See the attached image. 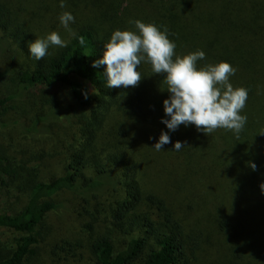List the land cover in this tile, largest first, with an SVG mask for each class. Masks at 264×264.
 <instances>
[{
    "label": "trees",
    "instance_id": "trees-1",
    "mask_svg": "<svg viewBox=\"0 0 264 264\" xmlns=\"http://www.w3.org/2000/svg\"><path fill=\"white\" fill-rule=\"evenodd\" d=\"M64 3L0 0V193L20 204L0 211V233H10L0 237V264H264V0ZM64 11L75 17L71 32L60 24ZM136 19L166 27L179 55L203 50L198 67L226 61L236 69L230 82L248 90L239 138L194 124L169 131L166 73L146 62L137 87L105 86L106 65L93 61L115 30L135 31ZM52 31L67 47L35 60L29 44ZM5 76L15 89L2 90ZM57 85L66 97L51 91ZM162 131L171 143L157 152ZM53 135L69 161L39 179L30 164L47 157ZM71 221L74 237L62 228Z\"/></svg>",
    "mask_w": 264,
    "mask_h": 264
},
{
    "label": "clouds",
    "instance_id": "clouds-1",
    "mask_svg": "<svg viewBox=\"0 0 264 264\" xmlns=\"http://www.w3.org/2000/svg\"><path fill=\"white\" fill-rule=\"evenodd\" d=\"M60 7H65L64 0H60ZM74 20L72 13L67 11L59 16L60 24L69 32ZM129 23L134 24L136 30H115L110 39L104 41L103 56L93 61L94 68L106 65L102 74L106 78L105 86L137 87L143 76L137 68L146 62L151 65L152 73H166L162 81L166 87L161 90L170 93L163 101L165 116L170 118L162 119V123L169 131H176L182 124H194L198 131L206 134L225 129L239 138L247 123V116L242 115L241 111L246 106L248 90L234 87L230 82V76L235 75L236 69L226 61L198 67V62L205 59L203 50L179 55L166 27L139 19L129 20ZM80 43H84L83 38ZM50 47H67V41L58 32L52 31L29 44L35 60L45 58ZM83 95L85 99L88 98L87 91ZM169 143L171 138L168 132L162 131L153 147L159 152ZM183 147L184 144L177 140L174 150L180 151ZM248 163L252 170L257 169L255 163ZM260 188L264 191V182Z\"/></svg>",
    "mask_w": 264,
    "mask_h": 264
},
{
    "label": "rangeland",
    "instance_id": "rangeland-1",
    "mask_svg": "<svg viewBox=\"0 0 264 264\" xmlns=\"http://www.w3.org/2000/svg\"><path fill=\"white\" fill-rule=\"evenodd\" d=\"M24 64V63H21ZM17 67H21L16 65ZM15 66V68H16ZM1 86L3 91H10L15 89L14 85L8 80V77L5 76L1 81ZM51 91H55L59 94H63L66 97L67 88L61 85H57L53 87ZM7 119L12 120H26L20 114H9ZM19 128L12 125V132L18 133ZM70 152L68 148L65 146L64 140L59 135H53L50 139L47 146V157L44 160L31 162V167L35 168L37 171V175L40 178L50 179L55 177L61 173H63L68 161H69ZM66 195H60L59 200L66 199ZM19 203L15 200L14 197H5L4 193H0V211H6L8 213L13 212L19 207ZM107 213V211H106ZM55 215V214H54ZM52 215L50 218H52ZM104 216V212L100 214L98 217L99 220H102ZM81 223L85 220H89V218L85 216L79 217ZM102 223L98 222L97 224ZM63 229L66 230V234L70 237H74L78 235L79 226L78 224L72 223V221L68 224H65ZM59 232V230L57 231ZM0 237L3 241L8 240L10 238V233L5 231L4 233H0Z\"/></svg>",
    "mask_w": 264,
    "mask_h": 264
}]
</instances>
